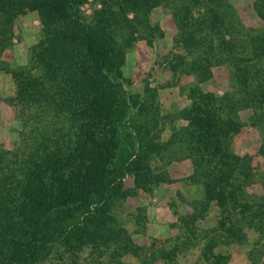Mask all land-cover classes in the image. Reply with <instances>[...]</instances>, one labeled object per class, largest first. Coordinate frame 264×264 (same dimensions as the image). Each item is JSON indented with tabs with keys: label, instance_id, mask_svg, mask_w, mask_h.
Returning <instances> with one entry per match:
<instances>
[{
	"label": "trees",
	"instance_id": "16d2710c",
	"mask_svg": "<svg viewBox=\"0 0 264 264\" xmlns=\"http://www.w3.org/2000/svg\"><path fill=\"white\" fill-rule=\"evenodd\" d=\"M85 1L0 0V54L9 45L7 30L19 15L35 12L41 26L39 41L29 49L31 64L7 70L16 88L9 102L21 105L30 118L37 117L39 126L26 153L0 145V264H39L54 250L68 264H83L77 254L85 249L89 256L84 264H177L184 240L169 248L156 246L155 240L139 244L112 209L129 193L123 181L128 170L134 171L135 186L145 188L153 183L151 157H177L180 150L192 161L196 180H202L203 200L195 213L202 217L213 201L219 209L216 224L194 237L203 245L201 264H226L228 256L221 251L225 236L239 229L255 234L248 257L264 249V202L252 204L244 195L253 180L250 159L231 152L226 142L228 132L239 129L233 123L239 120V110L250 109V120L264 125V0H251L263 22L255 30L242 25L234 5L229 18L221 0L185 4L188 13L175 46L187 50L190 71L199 79L208 78L214 65L227 62L233 92L194 96L190 86L191 102L180 111L187 125L175 127L176 117L169 118L172 133L162 142L154 132L158 88L145 81L143 94L127 89L131 81L121 68V44L129 41L120 42L117 28H112L121 22L108 12L110 0H99L102 9L95 23L82 15ZM147 2L122 0L119 7ZM194 8L207 11L198 13V19L192 16ZM111 9L124 16L120 9ZM149 10L150 4L139 11ZM123 24L128 27L127 21ZM178 58L186 62L177 54L167 57L173 72L180 65ZM223 109L228 115L224 122ZM53 114L57 121L64 116L67 129L51 122ZM21 136L22 144L26 135ZM132 155L134 162L129 160ZM195 213L182 219L190 232ZM133 214L144 233L143 212Z\"/></svg>",
	"mask_w": 264,
	"mask_h": 264
},
{
	"label": "rangeland",
	"instance_id": "374dc122",
	"mask_svg": "<svg viewBox=\"0 0 264 264\" xmlns=\"http://www.w3.org/2000/svg\"><path fill=\"white\" fill-rule=\"evenodd\" d=\"M121 1L110 0L108 12L113 14L115 20L121 22H117L116 26L110 25L113 26L112 28H117L119 41H126V43H128L127 40L129 41L128 45L121 44L123 51L121 68L124 77L131 81V84H127V89L143 94L145 81L149 87L158 88V97L154 101L159 107V112L156 114L158 129L154 132L158 133L159 140L162 142L172 133L169 118L176 117L173 123L175 127L187 125V120L181 116L180 111L188 107L191 102L188 97L190 86L194 88V96L208 92L223 97L233 92L230 69L227 62H223L211 68V75L208 78L199 79L190 71V57L187 55V50L175 46L178 31L185 22L184 14L188 13L185 4L192 0H148L149 13L139 11L145 9L146 4L142 7L138 4L133 7L131 4L121 10L119 7ZM221 1L222 4L226 3V5L223 4L224 6L221 5V9L226 10L229 18L230 14L234 13L233 5L237 8L236 15L245 28L255 30L263 26L262 20L253 10L251 0ZM110 6L120 9L124 16L120 14V11L112 10ZM213 6L216 7L217 3L209 7ZM80 9L88 23H95L102 4L99 0H86ZM193 10L197 13H193L192 16L200 19L201 16L198 13L205 14L207 8L199 12L197 8ZM126 21L128 27L120 26ZM40 27L36 13L27 12L15 18L7 30V34L10 33L9 45L3 48L0 54V145L2 149L15 151L20 147L23 153H26L32 145L35 129L39 126L37 117L30 118L28 113H24L21 105L9 102V97L14 96L16 88L13 77L8 71L19 70L31 64L29 49L39 41ZM176 54L185 58L186 62L181 63V58H178L176 63L179 62L180 65L177 71L173 72L167 57L173 58ZM31 72L35 73V70ZM250 114V109L239 110L237 113L239 120L233 121L239 129L236 132L230 130L226 142L228 149L234 154L239 157H249L253 180L244 188L245 200L259 205L264 202V125L250 120ZM42 115L48 116L44 112ZM220 115L224 122L228 116L225 109L221 110ZM49 118L51 122L56 120L57 127L63 124L67 129L69 126L63 115H61V121H57L54 114L49 115ZM21 132L26 135L22 144ZM184 153L180 150L177 157L172 155L169 158L153 155L149 160L153 183L145 188L135 186L134 171L128 170L123 181L124 188L129 193L123 198H118L113 206L112 214L134 233L132 235L137 243L149 245L155 240L156 246L169 248V245L178 239L179 242L184 240V246L176 257L177 264H201L203 245L197 239L194 240V237L216 224L219 209L213 201L203 212L202 217L195 213L196 207L200 208L203 200L202 180L200 178L196 180L193 163ZM7 158L12 160L11 154H8ZM129 160L136 161L135 156L132 155ZM138 209L145 216V236L144 233L140 234L141 231L134 221L133 213L136 214ZM193 213L197 220L194 223L189 222L188 227L192 229L190 232L182 219ZM234 215L237 214L234 213ZM234 218L233 216L232 220ZM254 237L252 229H239L233 234L226 235L227 240H224L225 246L221 250L228 256L226 264H264V251L262 252L264 249L254 250L248 257V251L251 250L249 241ZM88 252V249H85L77 254L78 260L83 264L87 262ZM65 260L66 257L63 260L57 258V250H54L52 255L39 264H68L69 261ZM155 264H163V262L156 261Z\"/></svg>",
	"mask_w": 264,
	"mask_h": 264
}]
</instances>
